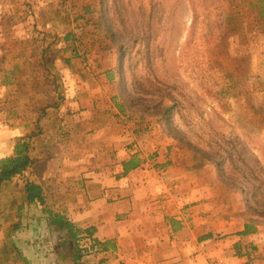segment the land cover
I'll return each instance as SVG.
<instances>
[{
    "label": "rangeland",
    "instance_id": "rangeland-1",
    "mask_svg": "<svg viewBox=\"0 0 264 264\" xmlns=\"http://www.w3.org/2000/svg\"><path fill=\"white\" fill-rule=\"evenodd\" d=\"M248 1L0 0V131L38 114L40 88L59 101L62 72L82 64L71 54L98 57L90 70L112 74L107 101L117 124L109 136L125 137L138 154L153 136L173 146L169 184L209 186L219 216L257 226L264 246V21L241 18ZM21 130L11 151L28 134ZM39 232L43 240L47 232ZM82 239L83 256L95 254ZM61 248L60 263L72 264V250ZM45 257L38 255L42 264Z\"/></svg>",
    "mask_w": 264,
    "mask_h": 264
},
{
    "label": "crops",
    "instance_id": "crops-1",
    "mask_svg": "<svg viewBox=\"0 0 264 264\" xmlns=\"http://www.w3.org/2000/svg\"><path fill=\"white\" fill-rule=\"evenodd\" d=\"M77 50L75 47L74 53ZM71 55L72 64H82L62 72L67 86L61 88L59 101L46 100V88H40L43 104L38 112L45 107L43 114L31 120L15 117L12 121L17 123L0 131V157L11 152L14 135L21 129L32 134V164L22 175L4 182L0 191V264H42L44 255L47 264L66 261H52L50 256L61 251L54 245L56 241L47 247L40 244L49 233L40 240L44 234L30 229L42 224L45 215L41 216L37 204L23 201L22 186L27 178L40 184L53 212L63 215L81 233L88 232L104 250L83 256L86 263L212 264L220 260L264 264L257 226L249 222L235 226L220 217L205 184L183 183L182 191L178 181L172 179L169 184L167 179L173 174L166 173L174 161L173 146L153 136L139 142L146 150L138 154L125 137L109 136L117 122L107 101L111 88L108 70H90L98 65L92 62L100 63L98 57ZM54 93L49 91L46 97ZM125 131L121 130L122 136ZM134 156L137 165L124 172L122 163ZM15 223L19 226L11 232ZM245 225L247 232L241 233ZM56 234L51 235L52 240L61 238V233Z\"/></svg>",
    "mask_w": 264,
    "mask_h": 264
},
{
    "label": "trees",
    "instance_id": "trees-1",
    "mask_svg": "<svg viewBox=\"0 0 264 264\" xmlns=\"http://www.w3.org/2000/svg\"><path fill=\"white\" fill-rule=\"evenodd\" d=\"M88 8L85 7V13H88L91 10H87ZM248 11V12H246ZM244 10V14L240 15L241 18L243 17H250L251 21L256 22H263L264 21V0H249L248 7ZM240 13V11H239ZM78 17H81L80 15ZM243 27H239V30H242ZM69 34L66 36L68 37ZM73 47V53H74ZM44 51H41V57L44 55ZM42 65H46L45 61H42ZM44 71L45 67L43 66ZM47 71V70H46ZM111 71V70H110ZM107 72L109 79L112 78L111 72ZM43 75V74H42ZM44 83L49 82L48 79H43ZM3 85L9 83L10 80L6 75L3 79ZM60 98V97H59ZM44 108H41L37 114V119L40 115L43 114ZM32 134H24L22 137H18L13 144V149L9 154L3 155L0 157V189L4 182L11 179L14 176L22 175L23 171H25L31 164L32 160L29 156L30 145H29V138ZM138 161L136 156L132 157L131 159L124 161L122 163L124 172L128 169L134 168L137 165ZM23 201L27 205L31 203H35L40 207V214L44 216L41 219L42 224H37L34 228H30L31 230H35V232H39V229L47 231L50 234V237L44 238L45 242L43 243L46 247L52 245L51 235L56 233H61L58 240H55L56 248H60L61 251L57 250L55 252V260H63L65 258V254L62 251L61 244H67L69 249L72 252L68 255V258H71L72 264H80L82 257H83V250L78 244V239L80 237L81 230L77 228L74 224H72L69 220H67L63 215L53 212L51 208L46 204L45 197L42 192V188L40 184L33 178H27L23 185ZM19 226L18 223L13 224V229H17ZM247 232V226L241 230V233ZM49 236V235H47ZM42 239V238H40ZM42 242L40 241V244ZM58 243H61L57 245ZM44 246V248H45ZM62 252V253H61ZM63 254V256L61 255ZM60 262V261H59Z\"/></svg>",
    "mask_w": 264,
    "mask_h": 264
},
{
    "label": "built area",
    "instance_id": "built-area-1",
    "mask_svg": "<svg viewBox=\"0 0 264 264\" xmlns=\"http://www.w3.org/2000/svg\"><path fill=\"white\" fill-rule=\"evenodd\" d=\"M80 236L83 237L81 246L85 249L86 254L104 252V250L97 243L94 242L91 235L82 233ZM212 264H225V263L220 260H215L213 261Z\"/></svg>",
    "mask_w": 264,
    "mask_h": 264
}]
</instances>
